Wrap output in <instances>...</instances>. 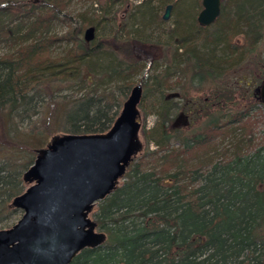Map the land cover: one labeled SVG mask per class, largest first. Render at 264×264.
Segmentation results:
<instances>
[{
    "label": "trees",
    "instance_id": "trees-1",
    "mask_svg": "<svg viewBox=\"0 0 264 264\" xmlns=\"http://www.w3.org/2000/svg\"><path fill=\"white\" fill-rule=\"evenodd\" d=\"M72 1L0 0V44L12 47L0 56V228L21 216L11 201L26 187L22 175L35 151L56 134L106 132L129 94L130 77L146 70L143 91L151 80L162 101L155 147H143L117 188L93 208L105 241L70 264H264V137L252 135L264 109L256 107L255 90L245 110L192 134L171 116L179 110L200 118L218 107L222 91L190 102V87L203 92L222 82L225 96L231 77L241 81L233 73L262 38L264 0H222L220 16L207 27L196 20L201 0H189L195 5L184 18L191 23L175 31L173 52L167 42L157 53L135 32L96 34L108 6L95 21L70 12ZM169 2L157 0L160 7ZM139 9L141 20L164 23L157 8L143 2ZM57 25L67 27L63 34ZM89 26L92 41L83 37ZM197 40L211 48L194 53L189 48ZM57 44H65L58 54ZM166 89L177 90L181 101L163 97ZM225 139L232 148L215 157L217 141Z\"/></svg>",
    "mask_w": 264,
    "mask_h": 264
},
{
    "label": "water",
    "instance_id": "water-1",
    "mask_svg": "<svg viewBox=\"0 0 264 264\" xmlns=\"http://www.w3.org/2000/svg\"><path fill=\"white\" fill-rule=\"evenodd\" d=\"M196 20L202 27L220 15L221 0H201ZM167 4L163 20L171 17ZM84 40L92 41L95 28L87 27ZM264 106V78L255 89ZM143 86L134 84L111 127L103 133H61L35 151L23 172L25 189L11 206L21 216L0 228V264H70L85 248L105 241L91 212L108 197L143 148L139 105Z\"/></svg>",
    "mask_w": 264,
    "mask_h": 264
},
{
    "label": "rangeland",
    "instance_id": "rangeland-1",
    "mask_svg": "<svg viewBox=\"0 0 264 264\" xmlns=\"http://www.w3.org/2000/svg\"><path fill=\"white\" fill-rule=\"evenodd\" d=\"M143 2L147 3L148 6L157 8V12L160 16L163 15L165 6H158L157 0H119L117 3L111 4L106 0H73L72 4L69 8V11L72 13H84L87 18H91L93 20H98L103 17V12L101 7L108 6L109 15L106 20L103 22L106 24L100 29H96V34H112L115 32L121 33L125 35L126 33L133 34V32L138 33L140 36L145 37V40H148L155 46V53L158 52L157 49L159 45H163L164 43H171V51H174V48L177 46L178 37L175 36V31L178 30L181 25L191 23L190 18H184L187 15V9L191 6L195 5V2H191L189 0L181 1L177 5L171 3L173 5L171 17L168 20H163L164 23L161 24H149L145 20H141L140 16L142 13V9H139V5ZM227 8L229 7L228 13H230V6H228L227 2H225ZM231 14V13H230ZM197 15V14H196ZM65 25H57L55 32L58 35L63 34L66 30ZM106 35V36H107ZM240 38V37H239ZM157 39V40H156ZM203 43L200 40H197L193 47L189 49H194V53H205L208 51L211 46H202ZM65 44H57L52 48L53 53H61ZM203 49V50H201ZM12 50L11 46L0 44V56L5 53H10ZM184 48H180L178 50L179 53H182ZM171 52V53H172ZM109 53V52H108ZM217 53V52H216ZM222 53V50H221ZM249 60V58H248ZM244 63V66L237 69L235 73H233L234 77L238 81L235 82V79L232 78V82H229V92L224 96L222 92L225 89L224 83L217 82L215 85L208 87L209 90L206 91H198V87H190V91L188 94L189 101L195 100L197 98L208 99L211 98L215 91L217 93L222 91L218 97L220 102H218V107L209 110V115L202 114L200 118L193 117L189 112L177 111L173 116L175 121V125L177 127H185L186 132L188 134H192L194 132H198L202 129V127L210 122L211 120L226 119L230 117L233 113L237 111H243L246 107L250 106L252 103V94L253 91L260 84L262 79L264 78V32L260 42L257 44V47L254 51V54L251 56V59ZM254 61H258L254 62ZM146 76L145 71H138L130 77L131 82L134 84L141 83L143 77ZM263 76V77H262ZM244 77V79L242 78ZM262 77V79H260ZM260 79V80H259ZM174 75L172 76V81H174ZM249 82L247 85L246 82ZM151 80H147V89L144 92L141 103L139 105L140 110V122L142 125L141 130V140L143 142V147L148 146L150 149L155 147V140L158 137V120L160 118V107L162 104L161 97L159 96V91L155 86L151 84ZM177 90L166 89L163 97L165 98H174V102H179L174 92ZM179 95V94H178ZM177 95V96H178ZM127 97V96H126ZM173 102V103H174ZM122 107V105H121ZM259 109H264L261 106V103L256 105ZM121 109V108H120ZM256 119L259 121L256 123L257 127L254 128V135L258 139L264 137V111H260L259 115H256ZM255 126V125H254ZM247 137H250V135ZM175 138L173 137L172 143L175 144ZM233 140L225 139L217 141L215 145L214 154L215 157L221 156L224 150H229L232 148Z\"/></svg>",
    "mask_w": 264,
    "mask_h": 264
},
{
    "label": "flooded vegetation",
    "instance_id": "flooded-vegetation-1",
    "mask_svg": "<svg viewBox=\"0 0 264 264\" xmlns=\"http://www.w3.org/2000/svg\"><path fill=\"white\" fill-rule=\"evenodd\" d=\"M220 13H221V9H220ZM220 16V15H219Z\"/></svg>",
    "mask_w": 264,
    "mask_h": 264
}]
</instances>
